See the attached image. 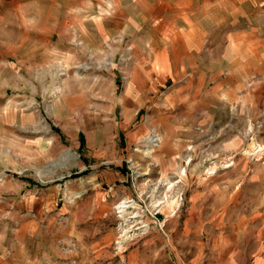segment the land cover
<instances>
[{
	"label": "rangeland",
	"instance_id": "374dc122",
	"mask_svg": "<svg viewBox=\"0 0 264 264\" xmlns=\"http://www.w3.org/2000/svg\"><path fill=\"white\" fill-rule=\"evenodd\" d=\"M0 264H264V0H0Z\"/></svg>",
	"mask_w": 264,
	"mask_h": 264
}]
</instances>
